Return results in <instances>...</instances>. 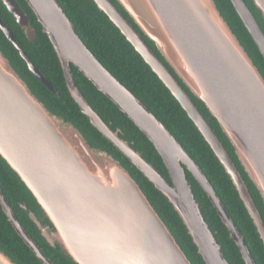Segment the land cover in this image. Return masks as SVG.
Listing matches in <instances>:
<instances>
[{
  "label": "water",
  "instance_id": "obj_1",
  "mask_svg": "<svg viewBox=\"0 0 264 264\" xmlns=\"http://www.w3.org/2000/svg\"><path fill=\"white\" fill-rule=\"evenodd\" d=\"M93 0L186 112L230 178L264 246L261 215L234 162L183 85L201 100L230 141L264 204V77L214 0ZM25 37L36 30L17 0H0ZM60 63L80 112L161 192L204 264H229L193 194L186 171L206 193L244 264H256L233 219L202 170L155 115L86 47L57 0H25ZM264 58V32L245 0H230ZM264 20V0H251ZM133 24H136L137 30ZM0 30L29 71L52 84L0 18ZM151 40L160 56L147 44ZM75 66L152 143L169 181L92 109L75 84ZM176 75V76H175ZM181 82H180V81ZM0 157L46 219L29 211L44 240L74 264H192L129 171L50 110L0 49ZM7 220L41 264H53L19 223L0 189ZM26 209L25 205H22ZM0 264H17L0 249Z\"/></svg>",
  "mask_w": 264,
  "mask_h": 264
},
{
  "label": "trees",
  "instance_id": "obj_2",
  "mask_svg": "<svg viewBox=\"0 0 264 264\" xmlns=\"http://www.w3.org/2000/svg\"><path fill=\"white\" fill-rule=\"evenodd\" d=\"M111 1L130 21H132L116 0ZM214 1L231 30L237 36L264 77V58L258 51V48L244 27L230 0ZM245 1L264 32V20L261 18L258 10H256L251 0ZM17 2L19 7L28 15L31 25L36 30L34 42H30L25 37L21 28L16 24L13 17L1 2L0 18L4 25L10 28L15 39L27 52L32 62L52 84L55 92L49 90L40 80L35 78L29 71L26 63L19 57L17 50L0 30V49L2 52L7 56L20 76L31 87L35 95L42 100L50 110L71 122L91 145L98 146L102 150L107 151L129 171L183 248L192 264H204L185 226L165 196L156 190L153 184L150 183L121 152L105 139L102 134L90 124L88 118L80 112L78 105L70 96L65 85L60 63L48 37L42 32L40 24L36 21V17L25 0H17ZM57 2L72 21L86 47L114 77L126 86L127 89H129L135 97H137L155 117L166 126L184 150L199 166L225 206L227 213L231 216L236 227L243 235L255 263L264 264V246L230 178L225 173L222 165L214 156L212 150L202 138L186 112L171 95L170 91L152 72L141 56L134 50L132 45L121 35L119 30L108 20L107 16L98 10L93 0H57ZM133 25L139 30L136 24ZM143 37L147 44L168 66L160 56L154 43L147 37ZM170 70L172 71L171 68ZM71 71L76 86L92 109L111 129H119L120 136L131 143L133 148L138 151L163 178L169 181L168 171L148 138L144 136L139 128L120 112L104 94L99 92L75 66L71 65ZM172 73L174 74L173 71ZM183 87L190 95L200 113L209 123L240 172L261 215L264 225L263 201L257 188L249 179L238 161L233 146L222 132L217 120L211 116L205 104L191 94L185 85H183ZM186 175L191 183L193 194L200 205L202 214L210 230L214 234L216 241L220 244L225 258L229 264H244L236 244L229 237L226 227L221 222V219L206 193L202 190L201 186L196 182L190 172L186 171ZM0 189L19 223L25 228L27 233L38 244L43 253L53 264H74L64 256L61 251L49 246L41 236L36 225L30 220L28 216L29 211L33 212L42 223L46 221L39 205L27 190L26 186L1 157ZM22 205H25L26 209H23ZM0 249L8 254L17 264H41L33 252L17 235L3 213L1 206Z\"/></svg>",
  "mask_w": 264,
  "mask_h": 264
}]
</instances>
